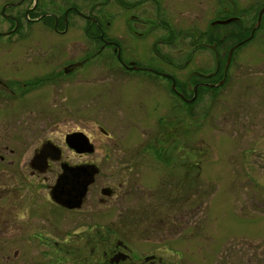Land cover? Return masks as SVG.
I'll use <instances>...</instances> for the list:
<instances>
[{
  "label": "flooded vegetation",
  "instance_id": "af4514ba",
  "mask_svg": "<svg viewBox=\"0 0 264 264\" xmlns=\"http://www.w3.org/2000/svg\"><path fill=\"white\" fill-rule=\"evenodd\" d=\"M21 1L6 2L0 11V108L18 99L14 115L46 114L52 124L0 122V264H183V253L170 251L172 236L163 228L167 224L175 234L182 219L167 222L154 219V213L144 221L146 231L162 240L122 236L120 210H134V204L125 207L124 202L137 194L198 193L203 114L210 116L215 140L224 143L231 135L241 144L250 178L257 188L263 185L264 95L257 82L246 79L258 71L264 75V59L251 60L264 53V0H114V17L122 20L126 12V32L146 46L128 43L120 24L109 36L101 18L75 7L63 14L45 11V0L28 2L32 6L25 14H6L27 2ZM71 13L85 20L81 29L95 47L22 45V18L64 36ZM7 21L13 26L7 28ZM179 39H187V46L177 49ZM173 47L181 56L168 52ZM104 55L111 61L104 62ZM191 64L197 66L194 75L170 76L175 90L163 65L183 69ZM150 74L164 81L154 83L153 97L135 102V84H152ZM166 81L172 93L167 98ZM232 89L242 104L248 101L245 112L224 110L216 118ZM149 112L159 116L155 126L153 121L147 127ZM139 118L141 127H133ZM61 120L76 128L60 129ZM41 130L48 134L40 137ZM76 134L87 138L73 141L82 144L80 150L68 143ZM49 146L53 152L45 150ZM37 157L43 166L34 163ZM83 166L96 168L86 194L76 205L61 204L56 185L64 167ZM157 170L162 173L154 178ZM243 183V191L252 189Z\"/></svg>",
  "mask_w": 264,
  "mask_h": 264
},
{
  "label": "rangeland",
  "instance_id": "374dc122",
  "mask_svg": "<svg viewBox=\"0 0 264 264\" xmlns=\"http://www.w3.org/2000/svg\"><path fill=\"white\" fill-rule=\"evenodd\" d=\"M11 1L20 0H0V11L3 4ZM23 1L24 0L21 2L23 3ZM26 1L27 2L22 6L8 9L6 14L10 15L13 14L12 12L15 13L16 11H23L25 14V8L32 6V3L28 4L31 0ZM52 1L51 4L49 0H45V11L63 14L69 8L75 7L82 13L101 18L103 27L109 36L114 34V27L117 29L120 24L121 26H119V28H122V31L126 33V41L128 43L134 46L147 45L146 41L139 42V40L131 37L129 32H126V12H124V15L120 14L121 18H123L122 20L117 21V14L116 17H114L113 14L117 12V9L114 7V0H98V4L96 0ZM95 3L96 7H94ZM19 4L21 3L17 5ZM92 7L95 8L93 10L94 13L90 10ZM75 8L73 10H75ZM140 11L141 9L137 10V12ZM69 19L72 24L68 35L60 36L44 23H39L38 21L33 22L26 20V18H22L20 20L24 35V41L21 42L22 45L23 43L30 45L42 44L47 47L60 45V47L65 48L64 46L66 44L72 43L77 45V48L82 44H89L90 47H95V42L92 39H88L81 29L85 26V20L75 13H71ZM13 24L14 23L7 21L6 27H12ZM128 26L130 25L128 24ZM162 33L164 34V31L160 32V34ZM188 42L187 39H185V41L179 39L177 40L179 46L176 48L180 49L181 46L186 47L187 44L185 43ZM106 45L108 44H105V46ZM168 52L174 57L181 56V52H175L174 47L172 49L170 48ZM201 54L205 55L204 52L199 53V55ZM252 56L251 60L254 61L257 59H264V53L261 57H256V55ZM151 57L154 59L152 53ZM244 58L247 60L250 59L249 56H245ZM101 59H104V62L107 59L111 61V58H107L105 55L101 56ZM163 68L167 71V73L163 74L164 76L170 77L174 75L181 80H185L188 76L194 75L192 72L197 69V66L191 64L189 67L176 69V67L171 65H163ZM109 71H112L111 67H109ZM259 73L258 71L256 74H253L252 78L248 76L246 80L257 82L259 92L264 95V87H260V82L264 84V75ZM107 74L109 73L107 72ZM127 75L132 74L130 73ZM147 76L152 78V84H135L133 93V95H135V102L139 101L138 97L141 100L144 96L149 99L153 97L152 95L157 93L155 92V86L157 84L154 83L164 81L155 78L152 74ZM170 78L172 79L173 76ZM172 80L174 84L173 87L176 90L175 79L173 78ZM166 82L168 85V94L165 93V96L167 98L172 96V93L170 81ZM232 94L233 89L231 93L226 96L227 101L220 105L221 109L217 110L220 115L218 114L216 118L221 116L224 110H236L239 114L245 112V107L249 104L248 101L242 104V96L234 97ZM177 95L179 98L180 96L182 97V95ZM145 101L148 103L147 100ZM17 102H19L18 99L14 101L10 100L7 106H5L4 103V106L0 108V122L4 124H25L32 122L46 125L52 124V118L46 114L38 116L14 115L11 110L15 105L14 103ZM140 103L142 104V102ZM137 113L138 112H134V114ZM51 114L54 117L57 115L56 112ZM95 116L96 115L90 116V118L95 120ZM158 117L157 114L149 112L145 117V121H147L148 125L147 127H150L149 123L152 124L153 121L155 126V120ZM139 120L140 118L136 122H133V127H141ZM202 121H204V126L200 128L199 138L203 139L204 143L201 142L200 144L201 171L198 179V193L194 195L190 189H184L183 193L178 194V196L175 194L147 197L140 194L135 195L133 199L130 198L129 201L126 200L124 202L125 207H130L131 203L134 204V210L129 208H127V210H120V223H124L120 228V235L142 237L155 236L158 238L156 233L146 231V229L149 228L144 222L145 220L148 221L155 213L157 215L154 216V219L162 218L167 222L170 220H183V224L180 225L179 222L178 228L174 227L177 228L175 234L170 231V226L166 227L167 224L163 226L167 235L169 237L172 236L171 239L167 240V246L171 248L170 251L178 250L176 252L183 253V264H264V183L257 188L255 179L250 178L249 171H247L248 167L246 166L247 160L241 156V144L235 140V137L229 135L224 139L227 140L224 141V143L223 141L215 140L216 138L214 139L212 137L210 131L212 130L210 116L203 114L201 116V122ZM218 122L219 120L217 119V123ZM57 123H60V129L69 130L70 128H76V125L64 123L63 120ZM147 129L150 131L149 128ZM46 131L47 130H41L39 132L40 137H45L48 134ZM27 133L28 132L25 131L20 132L24 139ZM7 134H9V132ZM207 145H210V148H208ZM167 168L170 170L171 167L167 166ZM160 173L162 172L157 170L154 178ZM245 181L248 182V187H252V189H248L246 192L241 189V186L245 185V183H243ZM148 197H150V199ZM153 199L157 201H151Z\"/></svg>",
  "mask_w": 264,
  "mask_h": 264
},
{
  "label": "bare ground",
  "instance_id": "6f19581e",
  "mask_svg": "<svg viewBox=\"0 0 264 264\" xmlns=\"http://www.w3.org/2000/svg\"><path fill=\"white\" fill-rule=\"evenodd\" d=\"M52 146L46 147L45 150H50L53 152ZM37 165H44V161L41 157H37L34 161ZM94 173L96 175V168L94 166H83V167H64L62 175L58 179V183L56 185V196L59 195V198H64L69 200L71 203H75L76 205L81 199V192L87 191L89 185L87 183H91V174ZM64 183L66 188L60 187V183ZM87 185V186H85ZM59 186L60 192L58 194L57 188ZM86 187V188H85ZM86 194V192H85ZM84 194V195H85ZM60 199H57L59 201Z\"/></svg>",
  "mask_w": 264,
  "mask_h": 264
},
{
  "label": "water",
  "instance_id": "95a60500",
  "mask_svg": "<svg viewBox=\"0 0 264 264\" xmlns=\"http://www.w3.org/2000/svg\"><path fill=\"white\" fill-rule=\"evenodd\" d=\"M81 137H85V138H86V136H85L84 134H81ZM81 137H80V136L78 137L77 134H76V136H69V137L67 138V139H68V143H69L73 148H75V149H77V150H80V149H78L77 145L82 146V144H81V143H78V144L76 145V144H74L73 141L78 142V141H80ZM86 139H87V138H86ZM94 176H95V174L92 173L91 176H90V178H91V182H92V180L94 179ZM89 184H91V183H87V185H89ZM87 185H85V186H87ZM60 187H62V188H66V186H65V184H64L63 182L60 183ZM85 188H86V187H85ZM57 189H58L57 192H58V194H59V192H60L59 186H58ZM85 192H86V191L81 192V198L84 196ZM57 199H60L58 202H60L61 204L67 205V206H73V204H75V203H71V202H69V200H66V199H64V198H59V195L57 196Z\"/></svg>",
  "mask_w": 264,
  "mask_h": 264
}]
</instances>
